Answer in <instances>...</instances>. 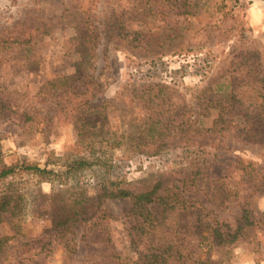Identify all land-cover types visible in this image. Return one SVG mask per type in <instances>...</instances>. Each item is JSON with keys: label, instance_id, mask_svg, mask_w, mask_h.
<instances>
[{"label": "rangeland", "instance_id": "1", "mask_svg": "<svg viewBox=\"0 0 264 264\" xmlns=\"http://www.w3.org/2000/svg\"><path fill=\"white\" fill-rule=\"evenodd\" d=\"M87 18L99 36L93 50L84 40ZM0 39V166L17 168L0 180V192L21 196L12 218L0 222L6 237L0 264H118L115 253L130 255L129 198H104L101 207L112 217L101 224L92 200L85 205L86 220L70 231L62 233L59 222L73 215L72 201L94 196L103 178L128 184L170 170L181 160L179 147L153 155L132 149L152 147L143 138L152 121L173 128L198 116L197 123L209 126L215 111L206 118L197 106L203 92L206 98L232 97L233 123L192 138L195 147L215 154L197 204L213 211L212 224L225 230L236 228L243 202L255 218L264 217V0H0ZM68 75L77 78L75 92L89 88L92 103H104L75 112L92 122L80 128L84 137L99 140L90 134L108 130L121 138L124 132L130 147L103 141L90 148L72 122L60 119L57 100L66 97L59 99L63 90L47 83ZM154 82L165 87L149 90L163 93L145 104L134 91ZM64 109L70 110L66 104ZM91 150L103 166L112 159L111 171L65 172L72 159H91ZM28 164L51 173L28 170ZM229 190L231 198L224 196ZM192 218L182 214L178 227L194 257L200 243L202 259L209 253L212 264L221 258L226 264H264L260 230L212 249L189 230ZM62 242H76V252L65 258Z\"/></svg>", "mask_w": 264, "mask_h": 264}, {"label": "trees", "instance_id": "2", "mask_svg": "<svg viewBox=\"0 0 264 264\" xmlns=\"http://www.w3.org/2000/svg\"><path fill=\"white\" fill-rule=\"evenodd\" d=\"M86 23L87 34L84 40L88 43L90 50H93L96 46V37H99L96 33L97 26L94 22L90 23L89 18H87ZM92 54L94 56L95 53L93 52ZM66 80H71L72 82L66 84ZM75 80H77L76 77L74 78L68 75L55 78L47 84L53 82V85L55 84L58 90H63V93L59 95V99L66 97L65 100L63 102L57 100V112L59 111V114L63 112V116H60V119L62 120L64 118V122H72L77 128L78 135L82 136L81 140L88 142L89 138L84 137L85 132L80 128L86 129L90 125L92 126V122L85 120V117L83 115L81 116V114L77 116L75 112H81L82 108L94 111L104 103L100 105L93 104V95L90 96L89 93L93 90L89 91V88L85 91L77 90L75 92L73 89ZM154 86L159 90L165 87L164 84L158 82L146 83L135 89H139V91H134L135 95L142 98L145 104H149L152 100L159 99L160 94L163 93H152L149 89L154 90ZM74 88L78 89L77 86H74ZM204 95L203 92L198 96L197 106L201 107V109L202 107L204 108L206 118H211V114L215 111V115L212 116L209 126L201 122L202 120L197 123L198 116H195L194 120H182L178 124H175L173 128L170 122L163 123L161 120L152 121L148 128V134L143 137L145 138V146L147 145L148 147L151 145L152 147L149 150L132 149L133 153L153 155L179 147L182 150L181 160L176 161L173 167L167 172L157 173L146 179L137 180L128 184H121L118 181L111 180L109 177L106 179L103 178L96 183L98 189L94 196L85 195L78 201H72L73 215L59 222V226L62 229L61 232L70 231L69 228H74L75 225L86 220L84 217L87 212L85 205L90 200L93 201L90 207L94 206L100 213L97 216V223L101 224L105 219L108 220L112 217L105 208L101 207L104 198L113 200L129 198L131 207L128 215L132 221V234L130 238L132 253L126 256L116 255L115 253L118 264H212L213 261L209 253V256L202 259L200 243L197 242L198 244H196L198 249L196 251V257H194V251L188 245L184 244L178 227V223L180 222L179 217L182 214H188V216L193 217L189 230L195 234V237L208 239L212 249L214 247L224 249L231 243L245 237L247 232L252 229L260 230V234L264 236V217L255 218L251 208H249L248 202L241 204V215L237 220L234 230H225L218 227L217 221L213 225L212 220H215V218L211 219V215L214 212L207 211L203 206L197 204L195 198L196 192L201 189L200 182L208 167V163L215 157V154L206 146L196 145L195 147V144L192 143V138L202 137L208 133L218 134L224 130H229L231 123H233V104L230 101L232 97L227 98L212 95L206 98ZM70 98L75 101V104H72L71 107L68 103V99ZM65 104L67 108H70L67 112L64 109ZM78 125L80 126L79 128ZM90 135L91 137L95 136L99 139L89 140L88 143L90 145L87 146H90V148L96 147L94 144L103 141L108 142L111 146L130 147L129 138L127 137L126 140L124 132H121V138L119 136L111 137L110 135L113 134H110L108 130H98V132H93ZM241 135L249 137L247 132L245 134L241 132ZM176 138L181 139L180 142H177L175 140ZM96 149L98 150V148ZM97 150H91L93 153L91 159L80 157L74 158L66 163L65 172L72 173L93 167H98L99 169L105 168L108 172L111 171L113 167L112 159L110 158L108 166L106 162H102L104 164L103 166L100 163L101 156L95 154ZM24 167L40 173H51V170L38 165L28 164ZM16 171L17 168L14 165L0 166V180L14 174ZM231 195H234L231 190L224 194L227 198H231ZM20 198V195L16 196L13 192H0V222L12 218L16 213V208L19 207L20 203L18 199ZM21 205L23 207L25 203L21 202ZM206 232L207 234L205 235L204 233ZM5 238L0 236V249ZM262 242H264V238H262ZM62 243L64 245L65 258H68L76 252V242ZM215 264H226L225 259L221 258Z\"/></svg>", "mask_w": 264, "mask_h": 264}]
</instances>
